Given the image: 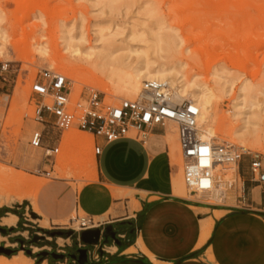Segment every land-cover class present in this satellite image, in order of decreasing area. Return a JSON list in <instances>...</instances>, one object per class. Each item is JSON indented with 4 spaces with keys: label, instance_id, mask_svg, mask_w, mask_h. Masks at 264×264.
<instances>
[{
    "label": "rangeland",
    "instance_id": "1",
    "mask_svg": "<svg viewBox=\"0 0 264 264\" xmlns=\"http://www.w3.org/2000/svg\"><path fill=\"white\" fill-rule=\"evenodd\" d=\"M96 1L0 0V24L10 36V41L21 48L18 53L13 46H9L6 59H0V67L3 64L9 66L7 81L0 78V210H7L5 213L8 214L1 223L10 228L17 224L15 235L9 237L0 234V246L16 250V254L10 258L0 255V264H37L41 262L38 257L41 252L65 256L62 262H54L56 259L52 257L45 258L49 264H71L68 255L79 249L76 236L70 228L74 227L73 219L83 217L82 214L72 208L65 220L40 221L42 218L33 212L31 203L38 213L35 196L37 194L39 197L41 186L45 188L56 182H70L74 194L92 180L94 137L73 129L63 134L60 142L47 141L44 150L30 146L31 133L38 127L29 119L33 111L30 86L38 73L43 69L53 70L73 81L75 100L85 96L89 90H96L106 104L118 105L123 101L113 96V87L102 73L90 69L73 74L61 66L58 61L60 57L67 61L73 60L63 52L60 40L62 25L82 26L87 38L94 39V24L99 21L118 23L127 26L125 29L143 24L154 28L155 20L163 22L177 33L181 41L180 49L171 55L169 63H186L183 73L188 79L195 76L202 84H215L213 75L220 74V77H225V81L234 80L235 86L230 97L219 100L215 105V118L219 120L232 116V100L240 84L264 88V0H117L112 14L106 9L100 12L107 0H101L103 2L98 6ZM148 12L152 13V17H148ZM41 36L49 46L47 59H41L30 47L33 40H41ZM20 55L27 60H19ZM136 99L133 96L125 100ZM167 128L168 132L177 136L176 124L170 123ZM46 131L50 139L57 137L56 131ZM71 137L87 141L88 145L85 148L75 145L71 143ZM216 137L214 143L225 142L236 149L243 147L240 141L230 138L228 133H218ZM246 144L248 154L264 158V142L260 146ZM47 148L57 149L53 154V169L46 165ZM178 151L179 163H173L179 166L180 174L176 181L182 184L183 192H179L180 187H177L175 195H188L191 198L184 184L183 161ZM249 163L250 157L247 156L240 162L248 168ZM45 172H50L51 177L46 178ZM236 172L237 169L218 172L219 183L216 188L227 193L221 200H215L211 195H192V198L214 205L236 206L237 199L243 195L245 182L238 174L232 182ZM115 192L118 198L125 196L120 191ZM69 198L72 201V196ZM210 232L209 223L204 227L202 244ZM22 245L25 247L22 248ZM26 251H30V254ZM134 252L135 248L129 250V253Z\"/></svg>",
    "mask_w": 264,
    "mask_h": 264
},
{
    "label": "crops",
    "instance_id": "2",
    "mask_svg": "<svg viewBox=\"0 0 264 264\" xmlns=\"http://www.w3.org/2000/svg\"><path fill=\"white\" fill-rule=\"evenodd\" d=\"M168 135L167 129L156 128L145 144L135 139L106 144L94 138L100 154L94 157L92 180L74 194L70 182L41 186L35 196L38 213L31 203L33 212L40 221L65 220L72 208L92 218L98 224L95 230H101L97 246L105 251L98 264H264L263 185L250 179L249 168L239 164L238 175L245 182L236 206L176 196L180 169L171 152L179 143L176 134ZM115 191L125 196L118 198ZM5 212L0 210V234L10 237L17 224L3 226ZM209 223L211 232L202 244ZM132 248L136 252L129 253ZM40 261L44 263L37 264H49Z\"/></svg>",
    "mask_w": 264,
    "mask_h": 264
},
{
    "label": "bare ground",
    "instance_id": "3",
    "mask_svg": "<svg viewBox=\"0 0 264 264\" xmlns=\"http://www.w3.org/2000/svg\"><path fill=\"white\" fill-rule=\"evenodd\" d=\"M116 1L107 0L105 7H102L103 11L99 9L100 12L103 13L106 9L109 14H112ZM101 2L103 1L97 0V6ZM151 14L148 12V17H152ZM117 24L111 21L97 22L93 28L94 39L87 38L82 26L62 25L60 40L63 52L69 55V59H73V62L60 57L58 61L61 66L73 74L90 69L102 73L112 85L113 96L116 99L125 100L133 96L136 99L141 94L145 82L165 84L169 88L173 103L178 104L188 100L199 109L200 137L210 143H213L218 133H228L230 138L240 141L243 146L241 149L248 153L249 149H245L247 148L246 143L260 146L264 142L263 86L240 84L238 93L232 100L230 119H216L215 105L220 102L219 100L230 97L233 93L235 86L233 79L225 81V77H220V74L213 75L216 78L213 79L215 84H202L195 76L188 79L183 73L186 63H169L171 55L180 49L181 41L173 29H169L159 20L154 21V28L143 24L129 26V29H125L127 26ZM40 39H34L30 47L41 59H47L50 52L49 46L43 36ZM9 46H13L16 52H21L20 46L10 41V36L0 24V59H6ZM18 59L27 60L21 55ZM168 134L171 138L172 132L169 131ZM70 141L83 148L88 145L87 141L74 137H71ZM177 151L175 148L171 152L174 163H179L180 160V154ZM93 167H95L94 160ZM236 177L237 172L232 176V182ZM177 181L174 185L175 192H177V187H180L179 192H183L182 184L180 185ZM216 190L218 195L220 192H224L223 196L227 194L223 189L217 188ZM211 196L215 200L222 198V194Z\"/></svg>",
    "mask_w": 264,
    "mask_h": 264
},
{
    "label": "built area",
    "instance_id": "4",
    "mask_svg": "<svg viewBox=\"0 0 264 264\" xmlns=\"http://www.w3.org/2000/svg\"><path fill=\"white\" fill-rule=\"evenodd\" d=\"M9 66L0 67V78L7 81ZM30 103L33 107L29 119L37 124L31 133L30 146L44 150L48 141L60 142L63 134L73 129L86 132L106 144L123 139L147 143L156 128L167 129L170 123L177 126L179 150L183 161V175L186 189L192 195L215 194L219 183V171L237 169L242 158L250 157L249 170L253 180L264 185V158L243 152L228 143H210L201 139L198 118L199 109L189 101L173 103L169 88L160 82H145L136 100H123L118 105H109L96 90H89L78 100L73 98V81L53 70L43 69L30 86ZM46 129L56 131L57 137L49 138ZM57 149L45 150L46 165L53 169ZM100 154V148H95ZM46 178L51 177L45 172ZM199 199V198H197ZM72 234L77 245L82 246V232L95 230L98 224L90 217L73 219ZM98 248L95 246L93 248ZM24 248V245H23ZM105 254L104 247L87 250L88 262L98 264Z\"/></svg>",
    "mask_w": 264,
    "mask_h": 264
},
{
    "label": "water",
    "instance_id": "5",
    "mask_svg": "<svg viewBox=\"0 0 264 264\" xmlns=\"http://www.w3.org/2000/svg\"><path fill=\"white\" fill-rule=\"evenodd\" d=\"M101 237V230H93V231H86L82 232L80 235V241L86 248H91L94 246H97ZM23 248V245H22ZM26 253L29 255L30 251H26ZM16 254V250H10V249H4L0 247V255H4L6 257H12ZM38 257L42 260H45L47 257H52L58 260H64V255L59 254H52L48 252H41L38 254ZM71 259H73L77 264H89L88 258H87V250L86 249H78L73 252L72 255H69Z\"/></svg>",
    "mask_w": 264,
    "mask_h": 264
},
{
    "label": "flooded vegetation",
    "instance_id": "6",
    "mask_svg": "<svg viewBox=\"0 0 264 264\" xmlns=\"http://www.w3.org/2000/svg\"><path fill=\"white\" fill-rule=\"evenodd\" d=\"M24 247H25V245H24ZM14 250V249H13Z\"/></svg>",
    "mask_w": 264,
    "mask_h": 264
},
{
    "label": "trees",
    "instance_id": "7",
    "mask_svg": "<svg viewBox=\"0 0 264 264\" xmlns=\"http://www.w3.org/2000/svg\"><path fill=\"white\" fill-rule=\"evenodd\" d=\"M7 211V210H6ZM63 235V234H62Z\"/></svg>",
    "mask_w": 264,
    "mask_h": 264
}]
</instances>
